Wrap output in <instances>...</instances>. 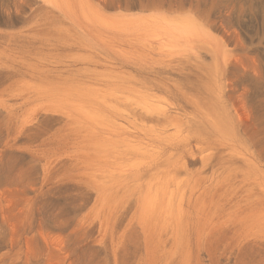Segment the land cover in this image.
Here are the masks:
<instances>
[{"label":"rangeland","instance_id":"obj_1","mask_svg":"<svg viewBox=\"0 0 264 264\" xmlns=\"http://www.w3.org/2000/svg\"><path fill=\"white\" fill-rule=\"evenodd\" d=\"M71 263L264 264V0H0V264Z\"/></svg>","mask_w":264,"mask_h":264},{"label":"bare ground","instance_id":"obj_2","mask_svg":"<svg viewBox=\"0 0 264 264\" xmlns=\"http://www.w3.org/2000/svg\"><path fill=\"white\" fill-rule=\"evenodd\" d=\"M169 91V90H168ZM152 111H154L155 109H151ZM150 110V111H151ZM158 111V110H157ZM156 111V112H157ZM160 111H158V113H159ZM163 112V111H162ZM129 116V115H128ZM214 117H215V119L212 121V124L217 128V129H220L221 131H225L224 133H227L228 134V131H229V133H233V131H234V128H232V127H230V120L231 119H229L228 118V116L224 113V114H222V115H219V116H215V115H213ZM120 118V117H119ZM253 124V123H252ZM212 125V126H213ZM230 129V130H229ZM244 130H245V133H243V135L249 140L250 139V141H254V139H253V137H252V135H253V133H252V131H255V128L253 127V126H251V125H249V124H247L246 125V127L244 128ZM218 133V132H217ZM223 133V132H222ZM223 133V134H224ZM234 134V133H233ZM232 135V134H231ZM235 135H237V133L235 134ZM238 136V135H237ZM237 136H235V138L237 137ZM252 137V138H251ZM232 139V138H231ZM237 139H239L238 137H237ZM236 139V140H237ZM235 139L233 138V141H234ZM234 146V145H233ZM261 147V146H260ZM261 151V150H260ZM234 157H235V155H234ZM238 159V158H237ZM257 160H259V159H257ZM257 160H256V162H257ZM236 161V160H235ZM245 161V160H244ZM254 161V160H253ZM249 162V161H248ZM263 162V161H262ZM72 264V263H71Z\"/></svg>","mask_w":264,"mask_h":264}]
</instances>
